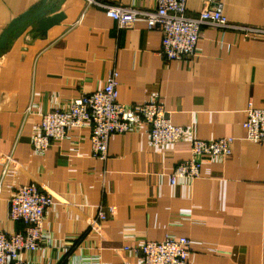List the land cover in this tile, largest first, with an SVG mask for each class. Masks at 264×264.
<instances>
[{
  "label": "crops",
  "instance_id": "crops-1",
  "mask_svg": "<svg viewBox=\"0 0 264 264\" xmlns=\"http://www.w3.org/2000/svg\"><path fill=\"white\" fill-rule=\"evenodd\" d=\"M42 0H0V32ZM153 8L155 0H99ZM231 22L264 27V0H220ZM206 0H187L196 14ZM64 17L45 34L27 25L0 51V229L13 232L9 198L35 181L50 193L44 239L23 253L28 264H60L99 254L103 264H141L125 244L186 236L188 264H264V141L245 138V109L264 103V37L203 26L190 59L165 61L161 33L138 16L128 27L88 0H45ZM118 73V100L136 105L158 95L174 124L211 139L233 137L226 157L203 159L200 175L176 177L191 155L190 136L154 145L140 118L112 133L105 160L91 153L88 125L36 151L31 136L46 111L101 87ZM190 134V135H191ZM100 203L115 206L90 228Z\"/></svg>",
  "mask_w": 264,
  "mask_h": 264
},
{
  "label": "built area",
  "instance_id": "built-area-1",
  "mask_svg": "<svg viewBox=\"0 0 264 264\" xmlns=\"http://www.w3.org/2000/svg\"><path fill=\"white\" fill-rule=\"evenodd\" d=\"M186 1L155 0V6L151 9L108 4L99 0H88V3L103 8L119 28L128 27L138 16L143 17L147 28L160 31L158 53L165 61L193 57L203 26L234 29L248 37H264V27L229 21L222 12L220 0H206L205 6L194 15L188 13ZM117 87L118 73L112 69L101 87L69 101L65 106L43 113L37 132L31 136L33 149L44 151L53 140L64 138L71 129L88 125L91 153L94 157L105 160L108 157L109 136L128 131L140 118L147 124L150 140L154 145L165 146L190 136L191 155L175 165L171 173L172 182L176 177H198L203 159L226 157L231 153L233 137H197L183 125L171 121L169 112L158 95L136 105H127L118 100ZM245 113V138L263 142L264 103L257 107L249 101ZM52 203L50 193L35 181L20 184L14 189L9 198L8 216L13 221H21L23 226L13 232L0 229V264H28L23 253L42 243L44 216ZM114 211V205L100 203L92 219L91 230L97 231ZM122 248L138 253L141 264H188V255L192 250L188 237L175 235H166L160 240H144L135 245L125 244ZM60 264L103 263L99 254H92Z\"/></svg>",
  "mask_w": 264,
  "mask_h": 264
},
{
  "label": "water",
  "instance_id": "water-1",
  "mask_svg": "<svg viewBox=\"0 0 264 264\" xmlns=\"http://www.w3.org/2000/svg\"><path fill=\"white\" fill-rule=\"evenodd\" d=\"M45 0H42L38 5L33 6L20 15L12 19L8 25L0 32V51L6 49L8 43L18 35L27 25L36 24V31L45 34L46 31L58 23L63 17V13L46 14Z\"/></svg>",
  "mask_w": 264,
  "mask_h": 264
}]
</instances>
